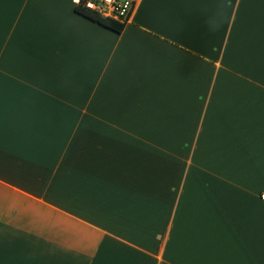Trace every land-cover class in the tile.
<instances>
[{
	"label": "crops",
	"instance_id": "obj_1",
	"mask_svg": "<svg viewBox=\"0 0 264 264\" xmlns=\"http://www.w3.org/2000/svg\"><path fill=\"white\" fill-rule=\"evenodd\" d=\"M0 0V264H264V0Z\"/></svg>",
	"mask_w": 264,
	"mask_h": 264
},
{
	"label": "built area",
	"instance_id": "obj_2",
	"mask_svg": "<svg viewBox=\"0 0 264 264\" xmlns=\"http://www.w3.org/2000/svg\"><path fill=\"white\" fill-rule=\"evenodd\" d=\"M84 5L119 21H125L136 0H82Z\"/></svg>",
	"mask_w": 264,
	"mask_h": 264
},
{
	"label": "trees",
	"instance_id": "obj_3",
	"mask_svg": "<svg viewBox=\"0 0 264 264\" xmlns=\"http://www.w3.org/2000/svg\"><path fill=\"white\" fill-rule=\"evenodd\" d=\"M73 9L75 12L115 31H119L124 24V21H119L108 16H103L97 11L85 6L82 0H78L73 6Z\"/></svg>",
	"mask_w": 264,
	"mask_h": 264
}]
</instances>
